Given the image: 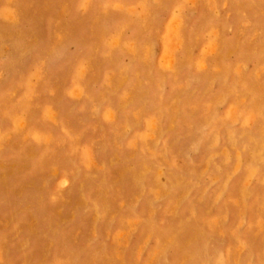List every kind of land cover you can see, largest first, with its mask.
Returning a JSON list of instances; mask_svg holds the SVG:
<instances>
[{
    "label": "rangeland",
    "instance_id": "1",
    "mask_svg": "<svg viewBox=\"0 0 264 264\" xmlns=\"http://www.w3.org/2000/svg\"><path fill=\"white\" fill-rule=\"evenodd\" d=\"M0 264H264V0H0Z\"/></svg>",
    "mask_w": 264,
    "mask_h": 264
}]
</instances>
